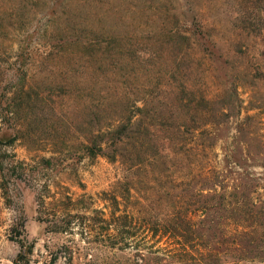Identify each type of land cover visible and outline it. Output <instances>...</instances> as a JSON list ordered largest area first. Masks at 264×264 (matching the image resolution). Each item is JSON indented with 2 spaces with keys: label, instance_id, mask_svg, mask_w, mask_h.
<instances>
[{
  "label": "rangeland",
  "instance_id": "obj_1",
  "mask_svg": "<svg viewBox=\"0 0 264 264\" xmlns=\"http://www.w3.org/2000/svg\"><path fill=\"white\" fill-rule=\"evenodd\" d=\"M152 14L159 15V20ZM8 25L13 29L6 31ZM163 30L165 34L172 32L173 52L168 45L158 51L159 43L153 41L163 35L159 32ZM109 35L122 36L132 44L134 63L128 65L125 60L114 70L104 62L106 81L101 89L110 94L129 91L133 99L141 98L149 87L163 93L171 86L178 92L182 83L178 70H182L191 73L186 87L198 101L202 97L216 101L213 114L219 103L227 106L229 116L211 132L213 136L235 138L238 125L252 117L240 137H261L264 143V0H0L2 87L15 91L23 86L31 95L44 99L42 104L34 102L41 114L30 127L28 138L18 135L15 139L14 130L0 129V159L4 164L3 180L0 175V264L135 261L134 249L118 251L101 242L100 220L109 219L116 211L105 194L119 197L118 183L127 173L118 162L103 157L89 159L84 154L83 139L97 128L94 121L102 122L105 113L101 106L85 99V84L95 79L96 72L87 71L89 65L84 62L85 68L73 63V58L78 60L73 56L78 54V40L102 42ZM115 41L116 45L124 43ZM205 42L214 48L210 54L205 51ZM141 51L144 55L139 54ZM183 52L189 55L191 70L183 69L179 60ZM72 70L78 71L76 75ZM87 72L94 74L93 79L85 78ZM111 72L113 75H107ZM167 75H173L174 81H156ZM89 96L99 99L97 91ZM192 96L184 93L187 99ZM208 117L222 120L216 114ZM222 145L225 142L218 141L213 157L221 153ZM213 157L211 166L220 167ZM256 173L262 175L264 171L256 169ZM182 174H186L184 192L192 191L198 179L185 171ZM256 193L264 215V181L259 182ZM119 201L121 213L138 210L142 220H148L152 212L160 216L166 209ZM255 231L252 238L245 236L246 242L256 243L241 250L245 258L242 264H264V219ZM147 241L145 248L151 252L148 264L207 263L198 256L200 252L205 256V250L184 251L168 237H149ZM184 253L189 255L187 259L182 258Z\"/></svg>",
  "mask_w": 264,
  "mask_h": 264
},
{
  "label": "trees",
  "instance_id": "obj_2",
  "mask_svg": "<svg viewBox=\"0 0 264 264\" xmlns=\"http://www.w3.org/2000/svg\"><path fill=\"white\" fill-rule=\"evenodd\" d=\"M151 17L159 20L157 14ZM5 29L7 31L13 27L8 25ZM159 32L163 35L153 40L159 43L158 51H163L164 46L168 45L173 52L170 44L172 32ZM107 37L102 42L95 39L86 42L78 40V54H73L78 59L73 58V63L85 68L84 62L89 65L87 71L94 69L96 72L95 79L93 73L85 74V78L93 79L85 84V99L89 104L101 106L105 113L102 122L94 121L97 128L90 130L83 139L84 154L89 159L103 157L111 163L118 162L127 173L123 181L118 183L119 197L105 194L116 211L109 219L100 220L101 242L118 251L134 249L133 264H148L151 252L145 246L148 245L149 237L157 236L175 240L184 251L205 250V256L197 250L195 253H199L198 256L201 260L205 259L206 264H242L245 260L242 255L244 246L256 243V240L246 242L245 236L252 238L260 220L264 219L258 204V198L261 197H255L259 182L264 181V174L260 176L256 173V169L264 171V143L261 137H240V131H244L242 128L248 125L252 117L238 125L235 138L213 136L211 132L225 123L224 119L229 116L225 113L227 106L219 103L220 108L213 114L212 104L216 101L202 97L199 101L203 103L199 105L196 94L186 87V83L192 79L191 73L187 75L182 70H178L182 82L178 92H174L171 86L163 93L158 88L149 87L141 98L134 99L129 91L107 93L105 88L101 89V84L106 81L103 66L107 64L109 69L113 67L116 70L117 63H126L125 60L129 61L128 65L133 64L132 58L135 56V48L124 41L122 36L121 39L110 35ZM71 38L76 37L72 35ZM115 40L124 43L116 45ZM181 40L187 41L186 38ZM207 43L204 44L205 51L210 54L209 51L214 48L210 42ZM145 53L148 55V52ZM139 54L144 55V52ZM179 60H182L184 71L191 70L192 64L187 52H183ZM72 72L76 75L78 71ZM3 74L0 66V129L6 132L14 130L15 139L18 135L20 138L24 135L28 138L30 127L41 114L36 104H42L44 99L36 94H32L35 96L33 98L23 86L14 88L15 91L9 86L2 87ZM107 75H113V72ZM156 81L169 83L174 80L173 75H167ZM74 90L76 88L72 92ZM95 91L99 97L96 101L89 96ZM186 91L193 95L192 98L184 97ZM109 109L113 111L110 114L107 113ZM210 114L212 118L218 115L222 118L221 122L209 118ZM90 122L88 126L91 129L93 122ZM218 141H224L225 145L219 146L220 154H214L220 167H213L211 156L215 153ZM198 163L200 165L196 166ZM3 165L0 159L2 180ZM184 171L187 176L198 179L192 191L184 192ZM119 199L131 205L136 203L143 206V203H148L166 209L162 210L160 216L152 212L148 220H142L138 210L121 213ZM248 228L253 231L247 234ZM221 248H224L222 253L219 252ZM184 257L187 259L189 255L184 253Z\"/></svg>",
  "mask_w": 264,
  "mask_h": 264
}]
</instances>
